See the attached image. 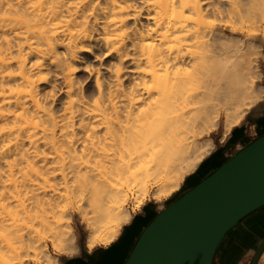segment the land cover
I'll use <instances>...</instances> for the list:
<instances>
[{
    "label": "bare ground",
    "instance_id": "obj_1",
    "mask_svg": "<svg viewBox=\"0 0 264 264\" xmlns=\"http://www.w3.org/2000/svg\"><path fill=\"white\" fill-rule=\"evenodd\" d=\"M257 37L264 0H0V264L76 248L71 204L92 248L171 196L262 96Z\"/></svg>",
    "mask_w": 264,
    "mask_h": 264
},
{
    "label": "water",
    "instance_id": "obj_2",
    "mask_svg": "<svg viewBox=\"0 0 264 264\" xmlns=\"http://www.w3.org/2000/svg\"><path fill=\"white\" fill-rule=\"evenodd\" d=\"M263 205L264 134L155 215L133 242L124 264H213L228 230ZM139 222L136 214L123 226L121 236ZM93 252L85 248L76 256L63 258L64 264L84 259L99 262L102 256Z\"/></svg>",
    "mask_w": 264,
    "mask_h": 264
},
{
    "label": "crops",
    "instance_id": "obj_3",
    "mask_svg": "<svg viewBox=\"0 0 264 264\" xmlns=\"http://www.w3.org/2000/svg\"><path fill=\"white\" fill-rule=\"evenodd\" d=\"M240 125L235 126L233 132L228 135L226 140L219 143L217 149L190 175L186 182V185H188L186 190L199 183L241 148L264 134V99L250 111L246 123L242 124V126ZM146 209L149 210L148 207ZM140 225L141 222L137 226H129L121 236L122 230L108 244H98L91 250L88 249L89 251H95L93 252L94 256H102V259H98L99 262L96 261L93 264H124L129 256L133 242L143 229L139 230ZM100 247L103 248L97 252L96 250ZM261 247H263V251L264 207L252 212L230 229L217 249L213 264H246L248 259L255 255ZM103 252L109 253V255L103 256Z\"/></svg>",
    "mask_w": 264,
    "mask_h": 264
},
{
    "label": "rangeland",
    "instance_id": "obj_4",
    "mask_svg": "<svg viewBox=\"0 0 264 264\" xmlns=\"http://www.w3.org/2000/svg\"><path fill=\"white\" fill-rule=\"evenodd\" d=\"M261 37H257L255 39L256 42V49L259 51L257 55V62H258V73H259V78L257 81V90L261 92V97L260 99L255 103V105L246 112L243 120L238 124L242 126V124H245L246 121L248 120V115L250 111L257 106L262 99H264V40L261 39ZM263 40V41H262ZM224 117L221 115L219 119L212 118L208 125L203 128L202 133L198 134L197 140H199V143L203 145V148H207L210 146V142H212V147L208 148L207 151L208 153L205 155L203 160L189 173L185 176L184 180L181 182V185L179 188L169 197L163 198L159 201H157L154 197L153 194L157 190V186H152V184L149 185V191L146 197L144 198V203L140 208H137L133 210L135 206V200L137 198L136 193H130L129 198L127 200L126 206L128 207L129 210H133L132 214L133 217L137 214L139 216V220L141 222L140 228H144L151 220L152 218L157 215L163 208H165L167 205H169L172 201L178 198L181 194L186 191L188 188V185H186L187 179L190 177L192 173H194L200 164L208 157L210 154L217 149V146L219 143H222L226 140L229 134L233 132V128L230 131H228L225 134V125H224ZM237 126V125H236ZM225 134V135H224ZM151 183V182H150ZM148 205V209H143L144 205ZM89 214H86L81 206L78 204H71L68 208V211L66 213L65 218L70 222V225L72 226V230L75 234V243H76V248H67L65 250H56L53 248L52 244L48 241L47 242V250L48 253L52 256V259L50 262H47L45 260H40L38 264H64L63 258H69L72 256H76L80 254L82 250L85 248L90 249L87 246V237L89 234H91V227L94 223L92 219H89ZM133 220V218H132ZM132 222V221H131ZM129 222L128 224H130ZM125 226V225H123ZM123 228V227H122ZM122 229L120 230L121 233ZM119 233V234H120ZM118 234V235H119ZM117 235V236H118ZM98 245V244H97ZM96 246V245H95ZM93 248V247H92ZM71 255V256H69ZM28 262L35 263L36 261L34 260H28ZM70 264H74L73 262H69ZM68 263V264H69ZM78 264H91L89 263L88 260L84 259L81 260ZM264 264V263H263Z\"/></svg>",
    "mask_w": 264,
    "mask_h": 264
},
{
    "label": "flooded vegetation",
    "instance_id": "obj_5",
    "mask_svg": "<svg viewBox=\"0 0 264 264\" xmlns=\"http://www.w3.org/2000/svg\"><path fill=\"white\" fill-rule=\"evenodd\" d=\"M261 136V135H260ZM260 136H258V137H260ZM257 137V138H258ZM256 139V138H255ZM237 153V152H236ZM235 153V154H236ZM215 171V170H214ZM213 171V172H214ZM212 172V173H213ZM211 174V173H210ZM198 184V183H197ZM187 191V190H186ZM186 191H184V192H186ZM184 194V193H183ZM182 195V194H181ZM180 195V196H181ZM180 196H178V197H180ZM264 207V205L263 206H261V207H259V208H257V209H255L254 211H256V210H259V209H261V208H263ZM254 211H252V212H254ZM252 212H250L249 214H251ZM249 214H247L246 216H244L240 221H242L245 217H247ZM239 221V222H240ZM234 227V226H233ZM232 227V228H233ZM232 228H230V229H232ZM230 229L228 230V232L230 231ZM227 232V233H228ZM226 233V234H227ZM217 252V251H216ZM215 255H216V253H215ZM215 255H214V258H215ZM264 263V250L262 251V253H260V255H259V257H256V254L255 255H253L251 258H249L248 259V261H247V263L246 264H263Z\"/></svg>",
    "mask_w": 264,
    "mask_h": 264
}]
</instances>
